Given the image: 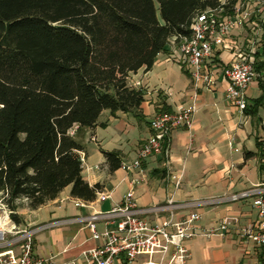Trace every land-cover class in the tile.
I'll use <instances>...</instances> for the list:
<instances>
[{
    "label": "crops",
    "instance_id": "crops-1",
    "mask_svg": "<svg viewBox=\"0 0 264 264\" xmlns=\"http://www.w3.org/2000/svg\"><path fill=\"white\" fill-rule=\"evenodd\" d=\"M260 3L251 0L248 8L255 10ZM178 43L173 38L150 70L141 68L130 74L131 84L144 91L138 114L112 115L104 110L99 121L106 125L87 128L80 135L86 156L83 176L91 186H101L94 198L73 196L68 186L36 209L25 199L19 201L16 212L20 221L13 220L21 230L36 229L35 256L49 258L51 264H88L87 251L104 242L103 236H94L90 217L113 211L129 191H134L140 208L163 204L172 197L189 203L176 212L177 220L191 213L200 215L190 225L194 236L187 241L191 252L187 264H264V246L241 236L242 228L259 223L254 195L232 198L264 186V65L247 88L245 112L226 98L229 81L223 72L226 64L237 57L238 46L254 47L257 61V51L264 45V29L253 14L243 26L233 29L224 45L216 46V63L212 65L215 83L211 87L195 85L190 66L179 59ZM193 102L197 106L193 126L171 133L168 152H155L141 168L122 167V163L138 157L157 113ZM105 151L118 152L121 166L112 169ZM102 194L107 197L102 199ZM166 215L147 218L161 223ZM223 222L229 223L228 229L220 230ZM95 224L100 234L115 225L106 219ZM12 237L7 235L8 241ZM20 244L3 243L0 252L13 250L20 255ZM143 259L146 255L139 261Z\"/></svg>",
    "mask_w": 264,
    "mask_h": 264
},
{
    "label": "trees",
    "instance_id": "trees-1",
    "mask_svg": "<svg viewBox=\"0 0 264 264\" xmlns=\"http://www.w3.org/2000/svg\"><path fill=\"white\" fill-rule=\"evenodd\" d=\"M220 2L0 0V191L15 221L21 199L36 209L68 186L73 196H96L101 186L83 176L80 135L106 125L104 110L138 114L144 91L130 74L150 70L173 38L192 34L199 12ZM105 155L112 169L121 166L118 152Z\"/></svg>",
    "mask_w": 264,
    "mask_h": 264
},
{
    "label": "built area",
    "instance_id": "built-area-1",
    "mask_svg": "<svg viewBox=\"0 0 264 264\" xmlns=\"http://www.w3.org/2000/svg\"><path fill=\"white\" fill-rule=\"evenodd\" d=\"M250 1L237 0L232 11L228 12L229 0H221L217 7L203 10L193 18L192 34L181 38L177 48L181 63L190 66L196 86L204 84L211 87L215 83L212 69V65L216 63L215 48L224 45L225 39L235 27L243 26L253 14L258 17L259 25L260 21H264V0H261L260 6L255 10L248 8ZM254 54V47L245 49L238 46L237 57L223 68L229 81L226 98L233 101L241 112H245L248 105L247 88L257 76ZM196 112L197 106L193 102L157 113L151 119V134L140 148L138 157L131 163H122V167L141 168L144 160L155 152H168L171 133L180 127L190 129ZM81 158L85 162L84 152H81ZM248 195H254L253 204L258 210L259 223L257 226L249 224L242 228L241 236L264 246V186L235 194L232 198ZM8 196L7 192L0 191V246L3 243L20 242L21 254L16 255L13 250L0 252V264H51L49 258L34 255L33 237L36 229L19 228L12 218L15 211L7 203ZM106 197L105 194L101 196L102 199ZM188 204L171 197L163 204L140 208L134 191H129L123 203L113 211L96 213L90 217L89 225L94 236H103L104 242L87 251L88 264H187L191 257L187 241L194 236L190 225L200 215L191 213L185 219L177 220L175 214ZM161 213L167 214L161 223H153L147 218L148 215ZM100 219L112 220L115 225L100 234L95 227L96 221ZM228 227L229 223L223 222L220 230ZM214 232L216 233L211 231L210 234ZM7 235L13 237L8 241ZM142 255H146V259L139 261Z\"/></svg>",
    "mask_w": 264,
    "mask_h": 264
}]
</instances>
